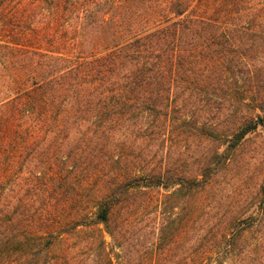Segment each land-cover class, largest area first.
<instances>
[{
    "label": "trees",
    "instance_id": "1",
    "mask_svg": "<svg viewBox=\"0 0 264 264\" xmlns=\"http://www.w3.org/2000/svg\"><path fill=\"white\" fill-rule=\"evenodd\" d=\"M0 32V264H264V167L252 210L215 190L264 130V0H0Z\"/></svg>",
    "mask_w": 264,
    "mask_h": 264
},
{
    "label": "rangeland",
    "instance_id": "2",
    "mask_svg": "<svg viewBox=\"0 0 264 264\" xmlns=\"http://www.w3.org/2000/svg\"><path fill=\"white\" fill-rule=\"evenodd\" d=\"M1 36L2 33L0 32V38ZM263 153L264 130L262 129H258L256 132L249 134L240 143L237 150L233 152L232 155H235L234 157L241 164H233L227 171L226 176L221 178L220 182L215 186V190H223L229 196L226 202L239 206L240 204L250 205L249 210H252L255 201V197L253 198L255 184L260 179L264 167L261 162ZM181 156L187 158L188 164H193V160H196L202 155Z\"/></svg>",
    "mask_w": 264,
    "mask_h": 264
}]
</instances>
